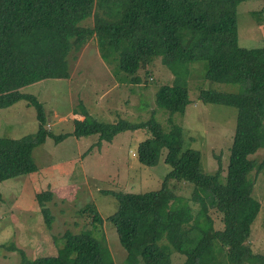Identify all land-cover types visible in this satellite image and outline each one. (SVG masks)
Instances as JSON below:
<instances>
[{"label":"trees","instance_id":"trees-1","mask_svg":"<svg viewBox=\"0 0 264 264\" xmlns=\"http://www.w3.org/2000/svg\"><path fill=\"white\" fill-rule=\"evenodd\" d=\"M244 1L0 0V109L25 99L39 120L35 134L0 136V182L38 171L34 148L54 137L46 127L44 105L21 89L44 79L68 78L70 53L93 37L101 57L116 64V74L123 73L125 81L142 82L140 71L161 57L175 80L158 89L156 103L171 115L184 114L191 102L189 64L205 62L208 79L238 85L237 91L200 88L198 94L203 102L238 109L224 180L221 163L214 173L202 170L201 152L185 146L183 126L166 129L154 115L142 122H104L83 109L84 118L74 120L72 134H98L101 142L121 131L146 129L150 136L140 142L137 154L148 166L156 165L166 149L171 170L159 189L112 192L118 208L108 220L127 251L126 264H172L174 253L185 256L183 264H264L249 243L261 207L253 196L252 174L264 167V159L253 157L264 148V44H239L238 8ZM90 17L94 24L83 25ZM171 182L193 186L189 201ZM51 197L50 190L37 193L49 226L53 216L45 200ZM82 212L91 217V229L55 237L56 255L30 259L20 250V264H116L95 232L104 221L101 213L94 204ZM213 212L222 227H216Z\"/></svg>","mask_w":264,"mask_h":264},{"label":"rangeland","instance_id":"rangeland-1","mask_svg":"<svg viewBox=\"0 0 264 264\" xmlns=\"http://www.w3.org/2000/svg\"><path fill=\"white\" fill-rule=\"evenodd\" d=\"M82 24L92 26L94 18ZM238 40L248 48L264 44V0H246L239 5ZM69 66L68 78L44 79L21 89L37 96L44 105L46 127L54 137H48L34 148L38 171L0 182V264H20V250L30 259L56 255L59 247L55 237L61 239L67 230L80 232L92 228L91 217L82 212L90 204L104 218L95 231L97 237L110 250L116 264H126L127 251L120 243L115 225L108 220L118 208L112 192L157 190L171 166L165 161L166 149L156 165L139 161L138 146L150 136L146 129L121 131L111 141L100 142L98 134L76 137L72 134L74 120L84 118L83 109L104 122H142L154 115L166 129L179 124L184 129L185 146L201 152L202 170L214 173L221 163V178H225L238 109L203 102L198 94L200 88L237 91V84L211 81L206 77L205 62L191 63L186 77L191 102L184 114L171 115L156 103L158 89L175 80V74L161 57L140 71L142 82L125 81L123 73L116 74V64L101 57L93 37L80 51L70 53ZM38 128L37 110L25 99L0 109V136L18 138L35 134ZM61 135L63 139L57 141ZM253 157L261 162L264 148ZM253 175V196L261 207L252 225L249 243L252 252L264 258V167ZM171 183L189 201L193 186ZM48 190L52 197L45 200V205L53 216L51 226L47 225L37 200V193ZM212 215L216 227H222L220 216L214 212ZM184 258L174 253L172 264H183Z\"/></svg>","mask_w":264,"mask_h":264}]
</instances>
